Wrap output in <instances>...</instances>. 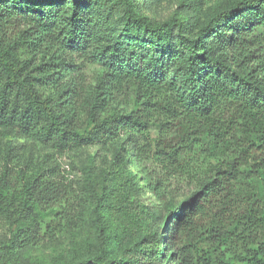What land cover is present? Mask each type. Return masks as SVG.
Listing matches in <instances>:
<instances>
[{
	"label": "trees",
	"instance_id": "16d2710c",
	"mask_svg": "<svg viewBox=\"0 0 264 264\" xmlns=\"http://www.w3.org/2000/svg\"><path fill=\"white\" fill-rule=\"evenodd\" d=\"M140 5L0 0V264H264V0Z\"/></svg>",
	"mask_w": 264,
	"mask_h": 264
},
{
	"label": "rangeland",
	"instance_id": "374dc122",
	"mask_svg": "<svg viewBox=\"0 0 264 264\" xmlns=\"http://www.w3.org/2000/svg\"><path fill=\"white\" fill-rule=\"evenodd\" d=\"M142 12L150 19L160 22L177 14L182 20L187 21L189 18H203L205 11L212 5L213 0H138ZM94 155L93 150L87 151L79 156L63 157L60 162L68 181L73 186L81 183L80 169L82 165L87 163L86 155ZM141 181V179H140ZM142 197L151 205H155V200L146 191L142 193ZM76 239L79 242H88L91 232L87 229L76 232ZM8 235L5 227H0V239ZM67 243L45 244L37 249L25 251L21 254L22 259H40L43 263H47L53 256L61 253L63 249H67Z\"/></svg>",
	"mask_w": 264,
	"mask_h": 264
}]
</instances>
